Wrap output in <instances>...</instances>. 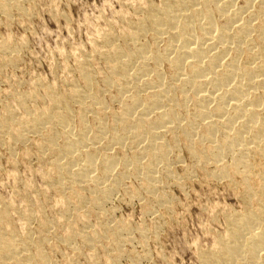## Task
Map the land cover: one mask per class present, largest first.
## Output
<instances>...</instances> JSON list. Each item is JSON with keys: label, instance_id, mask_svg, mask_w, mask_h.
Here are the masks:
<instances>
[{"label": "bare ground", "instance_id": "6f19581e", "mask_svg": "<svg viewBox=\"0 0 264 264\" xmlns=\"http://www.w3.org/2000/svg\"><path fill=\"white\" fill-rule=\"evenodd\" d=\"M237 2L144 1L134 16L128 13V25L119 34L100 28L93 53L108 65L103 83L116 88L119 112L108 111L98 83L91 78L92 53L76 61L82 87L70 83L69 92L62 95L44 82L32 85L35 90L45 88L50 107L26 108L25 115L17 118L5 106L0 134L9 135L7 142L27 141L30 134H38L34 143L41 156L47 150L54 157L47 177L63 195L60 203L67 226L59 239L72 245L76 254L81 251L77 238L91 247L100 245L102 235L94 226L89 228L86 213L106 218L105 204L131 170L151 199L172 210L174 201L160 194L159 173L162 168L167 180L175 177L171 155L183 140L195 161L210 162L211 177L225 178L245 203L242 210L223 212L227 230L213 248L199 251L200 264H264V0H244L241 6ZM23 8L20 0H0V13L9 17L12 9L23 13ZM148 36L152 44L144 40ZM0 48L9 57L19 50L8 38ZM29 92L18 98L20 106L36 98V91ZM72 102L77 104L75 110ZM89 113L94 115L92 122ZM108 115L113 117L111 125ZM129 141L132 150L125 152ZM114 146L122 156L111 153ZM9 212V205L0 206V264H49L43 249L49 238L34 247L33 234L14 232ZM26 219L33 216L27 213ZM78 222L86 228H77ZM53 224L45 219L41 230L49 232ZM108 226L107 235L117 241L114 248L120 255V243L128 239L130 229L122 222ZM107 248L112 250L113 245Z\"/></svg>", "mask_w": 264, "mask_h": 264}, {"label": "rangeland", "instance_id": "374dc122", "mask_svg": "<svg viewBox=\"0 0 264 264\" xmlns=\"http://www.w3.org/2000/svg\"><path fill=\"white\" fill-rule=\"evenodd\" d=\"M144 1L154 5L161 3V0H20L27 12L12 9L10 17L5 12L0 13V41L8 38L19 49L16 56L9 57L0 48V117L6 116L5 106L12 108L17 118L25 115L26 108L50 107L45 88H33L36 81L54 87L62 95H66L75 83L82 87L84 80L77 62H81L82 56L84 59L85 55H95L93 40L100 28H111L119 34L126 29L129 16H134L135 9ZM242 3L244 0L237 2ZM125 13L130 14L127 20ZM144 40L152 44L151 37ZM92 58V65H89L91 78L98 83L108 111H121V102L115 97L116 88L108 89L103 83L104 76L109 74L108 65L97 54ZM163 69L168 72L166 65ZM30 90L36 91V100L26 99L20 106L18 98ZM74 103L70 104L72 110L77 108ZM93 116L89 113L88 122H92ZM112 120L111 115L106 117L108 125ZM106 132L111 134L112 131ZM28 137L27 141H12L11 144L7 142L8 134H0V206L9 205L11 227L17 235L33 234L34 247L49 238L43 245L49 264H95L94 261L99 264H200V252L213 248L215 240L224 236L227 230L224 215L228 211L242 210L245 205L239 191L231 188L227 180H223L225 178H212V164L197 163L182 140L171 155L175 177L168 179L169 182L159 167L160 194L174 201L172 210L151 199L141 180L131 175V170L130 176L119 184L111 199L108 198L104 207L108 210L106 218L97 213H86L89 228L94 226L102 235L97 242L100 245L91 247L77 238L75 244L81 251L76 254L72 245L59 239L66 234L67 226L63 223L66 216L60 203L63 195L51 187L50 177H47L51 174L50 161L54 157L47 150L45 156H41V150L34 143L38 134ZM129 144L130 141L127 148ZM105 146L106 141L100 144L99 150L103 151ZM127 148L125 152L132 150ZM112 149L113 155L122 156L119 147ZM179 177L181 184L176 180ZM89 192L85 190V194ZM27 213L33 220L26 219ZM42 219L53 221L49 232L41 230ZM119 222L130 229L128 239L120 243L123 245H120L123 248L120 255L114 248L117 241L107 235L108 224L115 226ZM77 225V228H84L83 222ZM109 245H113L112 250L107 248ZM30 250L31 253L35 251L33 247ZM92 252L96 256L91 257Z\"/></svg>", "mask_w": 264, "mask_h": 264}]
</instances>
